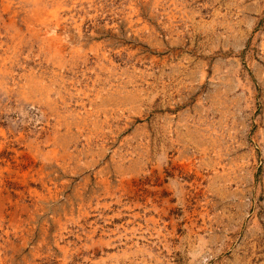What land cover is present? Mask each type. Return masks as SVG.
<instances>
[{"label":"rangeland","instance_id":"obj_1","mask_svg":"<svg viewBox=\"0 0 264 264\" xmlns=\"http://www.w3.org/2000/svg\"><path fill=\"white\" fill-rule=\"evenodd\" d=\"M0 264H264V0H0Z\"/></svg>","mask_w":264,"mask_h":264}]
</instances>
